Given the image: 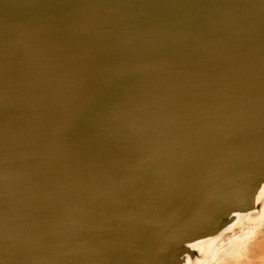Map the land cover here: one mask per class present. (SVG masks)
Returning <instances> with one entry per match:
<instances>
[{"label": "water", "instance_id": "obj_1", "mask_svg": "<svg viewBox=\"0 0 264 264\" xmlns=\"http://www.w3.org/2000/svg\"><path fill=\"white\" fill-rule=\"evenodd\" d=\"M262 183L264 0H0V264H180Z\"/></svg>", "mask_w": 264, "mask_h": 264}, {"label": "bare ground", "instance_id": "obj_2", "mask_svg": "<svg viewBox=\"0 0 264 264\" xmlns=\"http://www.w3.org/2000/svg\"><path fill=\"white\" fill-rule=\"evenodd\" d=\"M39 140V146L45 147L51 142H58L62 146L60 156L69 154L68 132L50 140L47 132L41 131ZM63 162L60 164H66L65 159ZM54 165L57 163L51 164ZM44 176L38 175L33 182L41 183ZM129 184V179L106 172L100 177V192L112 187L109 193H116L117 187ZM244 206L242 211L230 212L212 234L189 242L186 245L187 254L181 258L180 264H264V183L256 188L252 203H245Z\"/></svg>", "mask_w": 264, "mask_h": 264}]
</instances>
